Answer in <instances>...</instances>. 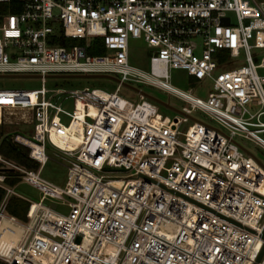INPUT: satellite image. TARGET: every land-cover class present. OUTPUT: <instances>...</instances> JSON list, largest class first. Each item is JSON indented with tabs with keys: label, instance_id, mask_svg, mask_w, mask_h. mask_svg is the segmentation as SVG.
Segmentation results:
<instances>
[{
	"label": "built area",
	"instance_id": "2783aa9c",
	"mask_svg": "<svg viewBox=\"0 0 264 264\" xmlns=\"http://www.w3.org/2000/svg\"><path fill=\"white\" fill-rule=\"evenodd\" d=\"M1 3L11 12L0 8V74L42 81L0 89V123H33L30 135L15 132L12 142L39 164L26 168L0 154V218L25 228L1 256L6 264H264V253L256 262L264 163L244 143L264 149V56L256 62L251 54L264 48V0ZM66 38L90 42L68 46ZM130 38L152 49L149 70L129 63ZM242 54L245 64L221 69ZM171 68L210 82L207 96L173 86ZM60 74L120 81L114 91L48 88L47 77ZM124 82L153 85L185 104L163 115L141 92L137 101L119 95ZM47 147L68 162L64 187L39 175ZM6 170L42 191L39 201L23 198L25 223L5 212L15 193Z\"/></svg>",
	"mask_w": 264,
	"mask_h": 264
},
{
	"label": "rangeland",
	"instance_id": "374dc122",
	"mask_svg": "<svg viewBox=\"0 0 264 264\" xmlns=\"http://www.w3.org/2000/svg\"><path fill=\"white\" fill-rule=\"evenodd\" d=\"M261 1V0H258ZM6 7V13H10V7ZM232 14V13H231ZM87 41L90 42V39L86 40L83 38H66L65 44L70 45H84ZM151 48L147 46L145 41L142 38H130L129 41V63L136 67L142 68L144 70H149V56L151 54ZM88 53L92 54H102L104 50H95V52H91L88 49ZM251 54L256 62L260 61V58L264 56V48L262 49H252ZM244 55L242 54L240 57L231 60L228 62L227 65L222 67L221 69H231L237 67L241 64H245ZM260 74L264 75V68H260L258 70ZM118 77V75H115ZM119 78V77H118ZM169 82L180 89L187 90L188 88H193L194 93L196 95L205 97L207 96L208 92L210 91L211 84L208 81H199L194 77L188 75V73L180 68H171L169 69ZM42 85V81L40 77L36 76H7V75H0V89H36L40 88ZM136 88L144 91L152 96L159 98L162 101L169 102L173 107L180 109L185 103L180 100L178 97L170 95L163 89L155 87L153 85L147 83H136L132 84ZM46 86L48 88H66V89H75V88H82L85 86L89 87H99L103 88L107 91H114L118 86L117 80L108 78V77H62V76H52L47 77L46 79ZM117 93L125 98L137 101L139 99V91L136 89L130 88L126 85L119 87ZM73 106L72 101H68L64 104V107L68 110H71ZM159 111L163 115L173 116L174 114L178 113L174 109L164 106L159 103ZM196 116L202 120H208L209 118L206 114L198 111L196 112ZM14 120L11 117L9 120ZM67 120L64 122L66 123ZM0 131L4 133H15V132H26V134L30 135L33 132V123H10L4 122L0 124ZM246 146L251 149L254 154L264 163V149L253 142L244 141ZM5 146H2L0 152L3 156L13 162V159L7 157L5 155ZM46 154L48 156L47 161L42 165V168L39 172L41 178L48 180L58 186L64 187L66 180H67V172H68V162L56 151L52 148L47 147ZM19 165L29 168H38L39 164L34 163L32 161L27 162L26 164H22L20 162H15ZM1 165V162H0ZM13 186V184H10ZM15 191L14 194H11L10 197H21L25 198L26 200L31 201H39L42 196V191L37 188L35 185L23 180L17 179L15 181V185L13 186ZM3 196V195H2ZM2 197H0L1 201ZM54 200L50 198H46L44 203L51 204ZM60 212L67 213L68 208L65 205H58L57 208ZM5 212L8 214V210L6 209ZM19 218V217H18ZM19 221L26 222L27 219L25 217L19 218ZM2 262V263H1ZM5 263L3 257L0 256V264Z\"/></svg>",
	"mask_w": 264,
	"mask_h": 264
},
{
	"label": "trees",
	"instance_id": "16d2710c",
	"mask_svg": "<svg viewBox=\"0 0 264 264\" xmlns=\"http://www.w3.org/2000/svg\"><path fill=\"white\" fill-rule=\"evenodd\" d=\"M7 5L8 4L6 3H1L0 8L3 9V11H6V9H4L6 7H3V6H7ZM61 43L65 44V39H62ZM90 50L91 52L93 51L95 52V50L92 48H90ZM12 134H13L12 132L11 134H9V133H4L3 131H0V149L2 148V146H5L6 148L4 152L5 155L13 159L15 162L26 164L27 162L32 161L36 163L35 161H33L32 159L28 157L27 148L25 146L12 142ZM0 154L2 153L0 152ZM6 174L8 175L7 180H6V183L8 185H10L11 183L14 185L15 181L17 179H20L19 173L14 172L13 170H6ZM3 193H4V190L0 188V197H2ZM6 209L9 212L8 215L14 216L18 220L19 218H22V217H25L27 219L26 212L28 209V202L21 197H10L6 205ZM3 264H6V262Z\"/></svg>",
	"mask_w": 264,
	"mask_h": 264
},
{
	"label": "bare ground",
	"instance_id": "6f19581e",
	"mask_svg": "<svg viewBox=\"0 0 264 264\" xmlns=\"http://www.w3.org/2000/svg\"><path fill=\"white\" fill-rule=\"evenodd\" d=\"M0 110V122H1ZM69 131V130H67ZM71 146V144H68ZM264 187V182L263 186ZM24 226L7 216L0 218V256L9 255L13 247L18 246L24 234Z\"/></svg>",
	"mask_w": 264,
	"mask_h": 264
},
{
	"label": "water",
	"instance_id": "95a60500",
	"mask_svg": "<svg viewBox=\"0 0 264 264\" xmlns=\"http://www.w3.org/2000/svg\"><path fill=\"white\" fill-rule=\"evenodd\" d=\"M224 21H226V23H228L229 19L228 18H225ZM0 75H7V76H25V75H21V74H0ZM52 76H62V77H108V78H111V79H114V80H117V82L120 81V79L116 76H113V75H109V74H60V75H52ZM123 85H126L130 88H133V89H136L137 91L143 93L144 95H146L147 97H150L151 99L155 100L156 102L164 105V106H167V107H170L172 109H174L175 111H178L180 112L181 110L180 109H177L175 107H173L171 104H169L168 102H165V101H162L160 100L159 98L155 97V96H152L144 91H141L140 89L136 88L135 86L127 83V82H124ZM262 163V162H261ZM53 207H55V203L52 204ZM262 236L264 237V229H263V232H262ZM264 253V244L262 246V249L257 257V260L256 262H258L262 256V254ZM256 264V263H255Z\"/></svg>",
	"mask_w": 264,
	"mask_h": 264
},
{
	"label": "crops",
	"instance_id": "0c3cea01",
	"mask_svg": "<svg viewBox=\"0 0 264 264\" xmlns=\"http://www.w3.org/2000/svg\"><path fill=\"white\" fill-rule=\"evenodd\" d=\"M14 185H15V184H14ZM14 185H13V186H14Z\"/></svg>",
	"mask_w": 264,
	"mask_h": 264
}]
</instances>
